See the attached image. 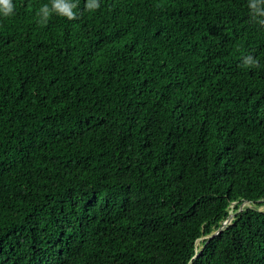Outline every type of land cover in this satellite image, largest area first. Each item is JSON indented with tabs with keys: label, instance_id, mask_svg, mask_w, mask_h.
I'll return each instance as SVG.
<instances>
[{
	"label": "trees",
	"instance_id": "obj_1",
	"mask_svg": "<svg viewBox=\"0 0 264 264\" xmlns=\"http://www.w3.org/2000/svg\"><path fill=\"white\" fill-rule=\"evenodd\" d=\"M7 3L0 264H264V3Z\"/></svg>",
	"mask_w": 264,
	"mask_h": 264
},
{
	"label": "clouds",
	"instance_id": "obj_2",
	"mask_svg": "<svg viewBox=\"0 0 264 264\" xmlns=\"http://www.w3.org/2000/svg\"><path fill=\"white\" fill-rule=\"evenodd\" d=\"M3 2L5 3V14H11L12 13V7H11V5L7 3V0H3ZM261 2L264 3V0H261ZM97 7H98V5L95 4V3H90L89 4V8L90 9H95ZM251 7H252L253 12H254L255 15H257V16H264V8H261L257 4H253V5H251ZM260 22L261 23H264V20H261ZM254 63H255V61L251 57H248L245 60V64L246 65H253Z\"/></svg>",
	"mask_w": 264,
	"mask_h": 264
},
{
	"label": "water",
	"instance_id": "obj_3",
	"mask_svg": "<svg viewBox=\"0 0 264 264\" xmlns=\"http://www.w3.org/2000/svg\"><path fill=\"white\" fill-rule=\"evenodd\" d=\"M245 203H248V202H245ZM244 203V204H245ZM249 204V203H248ZM242 207V206H241ZM249 208H253V209H257V207H255V206H253V205H249V206H247L246 208H240L237 212H235V213H233V214H231L230 215V217L222 224V226L220 227V229L218 230V231H216L215 233H214V235H211L210 237H209V239H212L214 236H216L217 234H219L221 231H223L224 229H226V227L228 226V225H230L231 224V222H232V220L235 218V216L238 214V213H241V212H243V211H245V210H247V209H249ZM260 208H263V207H260ZM201 253V252H200ZM199 253V254H200ZM199 255H197L196 257H198Z\"/></svg>",
	"mask_w": 264,
	"mask_h": 264
},
{
	"label": "rangeland",
	"instance_id": "obj_4",
	"mask_svg": "<svg viewBox=\"0 0 264 264\" xmlns=\"http://www.w3.org/2000/svg\"><path fill=\"white\" fill-rule=\"evenodd\" d=\"M250 204H248V203H245V204H243L242 205V207L241 208H246L247 206H249ZM200 244V242H198V245Z\"/></svg>",
	"mask_w": 264,
	"mask_h": 264
}]
</instances>
